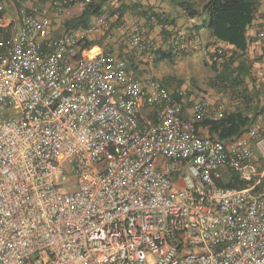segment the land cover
<instances>
[{
    "label": "built area",
    "instance_id": "2783aa9c",
    "mask_svg": "<svg viewBox=\"0 0 264 264\" xmlns=\"http://www.w3.org/2000/svg\"><path fill=\"white\" fill-rule=\"evenodd\" d=\"M75 1L0 32V264H264V111L234 139L201 135L196 119L222 107L55 34ZM129 36L151 59L185 47L136 23ZM227 174L244 186L218 184Z\"/></svg>",
    "mask_w": 264,
    "mask_h": 264
},
{
    "label": "trees",
    "instance_id": "16d2710c",
    "mask_svg": "<svg viewBox=\"0 0 264 264\" xmlns=\"http://www.w3.org/2000/svg\"><path fill=\"white\" fill-rule=\"evenodd\" d=\"M171 1L173 0H170L169 3ZM139 2L138 0L134 1L136 8L132 9L133 12H141L144 17L148 16L151 21L152 17L155 16L159 23L164 25L166 18L163 14L161 15V13L154 10V7L144 9ZM174 2L171 4L179 5L187 18L191 20L200 18L201 20L200 24L193 22L194 30L186 35V39L180 36L181 44H185V47L183 46L181 50L182 53L193 49L192 39H195L197 44H201V37L204 34H199L197 37L195 30L207 32L205 37L214 44L225 43L231 46V54L226 56L224 50L217 47L218 45L212 47V45L206 44L213 57L222 58L221 66L216 64L217 57L213 59L212 69L216 75L215 79L209 82V85L220 93L229 96L238 105L235 109L224 111L223 116L218 119L200 117L196 119L194 124L201 135H208L223 142L234 139L249 129L255 123L259 114L264 111V85H257L252 73L253 64L247 56L255 40L254 36L249 35V31L259 16L262 0H175ZM106 3L107 0H76L73 6L78 4L81 8L80 13H73L75 11L72 8L70 15H75L65 21V30L62 32L55 31V34L82 33L80 42L83 48L101 45V40L91 38L86 34V31L96 18L106 16L104 15ZM126 10L127 6L124 2L117 9L111 11L110 16L116 18L114 22L122 21ZM23 11L31 13L34 10L22 9L21 14ZM2 14L3 9L0 7V17H2ZM64 15L67 16V14ZM58 16L61 15L56 17ZM0 32L6 42L9 41L13 33L10 26L1 27ZM111 32L110 27L109 30L102 33V38L105 40ZM160 53L164 56L168 55L165 51H160ZM119 56L124 57L129 65L134 63L131 58L128 59L125 55L119 53ZM249 81H252V87H250ZM188 94L187 106L192 101L189 90ZM218 184L233 187L244 186V183L239 181L234 174H230V177L227 174L224 179L218 180Z\"/></svg>",
    "mask_w": 264,
    "mask_h": 264
},
{
    "label": "rangeland",
    "instance_id": "374dc122",
    "mask_svg": "<svg viewBox=\"0 0 264 264\" xmlns=\"http://www.w3.org/2000/svg\"><path fill=\"white\" fill-rule=\"evenodd\" d=\"M134 1L129 0H107L106 6L104 8L105 13L108 20L111 22V29L113 30V34H111V38L108 39L101 37L102 44L105 43V51L110 52L114 55H125L128 59L131 58L134 61V64L137 62L140 63L142 67V74L140 76L145 75H153L160 79L167 87L170 89H179L184 88L191 92V99H201L207 98L211 102L216 105L222 107L224 111H229L235 109L238 103L232 100L229 96L220 93L219 91L210 87L209 82L215 79V71L212 69V63L214 62L213 57L206 46L218 45L224 50L226 56L231 54V48L226 45L214 44L210 40H208L205 35L201 37V44H195L192 50L189 52H177L175 53L173 49L170 47H161L159 51L156 53L155 58L151 59L147 54L138 51L131 44V37L129 36V31L133 23L139 24L147 29V34L151 39L158 43L160 38H168L170 39L174 35L182 36V38L186 39V35L181 33L180 30H175L177 26V18L184 13L182 8L179 5L171 4L175 3L171 1L166 2V5L162 8L154 7V10L163 14L166 18L164 25L154 24L148 16H143L141 12H133L132 9H135L136 6ZM139 3L143 7H147L153 4L150 3V0H138ZM177 1V0H176ZM126 3L127 10L122 17V21H115L114 16H110V12L117 9L119 5L122 3ZM52 5V0H0V7L3 9L2 21L1 24L8 23V26L11 27L12 31L18 30L21 22V10L22 9H33L34 11H40L44 8H49ZM155 5V4H154ZM165 10V11H164ZM168 10H173L174 14L177 16L173 17L171 15H167ZM75 11V10H74ZM79 11H75L73 13L79 14ZM73 14V15H75ZM73 15L68 14L61 15L58 17H54V27L55 31H63L65 30V21L68 20ZM147 15V14H146ZM184 17L186 15L184 13ZM111 19V20H110ZM200 18L195 19V23L200 24ZM95 22V21H94ZM124 25V26H123ZM178 28V27H177ZM192 30L193 27H192ZM196 31L195 33L197 37L207 32ZM93 37V36H91ZM255 39L257 38V34L254 35ZM257 42V41H255ZM255 46L258 48L264 49V43H255ZM109 48V49H108ZM160 51H165L168 55L164 56ZM172 51V52H171ZM172 55V57H170ZM247 56L250 58V61L253 64V77L256 79L257 85H264V59L259 58V55L256 54V48L253 46L249 49ZM216 64L221 66L222 58L217 57ZM250 87H252V81H249ZM14 111H8V114H13ZM206 134V133H204ZM162 159L157 158L156 161ZM66 173L65 175L71 177L74 174V165L72 162L68 163L65 166ZM71 181V180H70Z\"/></svg>",
    "mask_w": 264,
    "mask_h": 264
},
{
    "label": "crops",
    "instance_id": "0c3cea01",
    "mask_svg": "<svg viewBox=\"0 0 264 264\" xmlns=\"http://www.w3.org/2000/svg\"><path fill=\"white\" fill-rule=\"evenodd\" d=\"M126 1V0H125ZM129 1H133V0H129ZM152 2V3H151ZM166 2H167V0H150V3L151 4H153V6L152 5H150L149 4V6H147V7H143L144 9H146V8H148V7H158V8H162L163 6H165L166 5ZM155 4V5H154ZM79 7L80 6H78V4H76V5H74L72 8L75 10V11H79ZM80 10H81V8H80ZM165 11V10H164ZM167 15L169 16V15H171L172 16V18L173 17H176L177 18V16L174 14V12H173V10H168L167 11ZM179 17V19L177 18V26L175 27L176 29L175 30H180V32L181 33H184V35L185 34H187V33H189L190 34V31H192V27H193V22L195 21V19H193V20H191V19H189V18H185L184 17V13L183 14H181V16H178ZM3 18V17H2ZM96 20V19H95ZM94 20V21H95ZM93 21V22H94ZM4 26H8V23L6 22V23H4L3 24ZM264 26V0H262V4H261V7H260V13H259V16L257 17V19L255 20V23H254V26L251 28V30L249 31V35H251V36H254V35H256L257 34V32H258V30L259 29H261L262 27ZM178 27V28H177ZM203 32V31H202ZM202 32H200V33H202ZM205 35V34H204ZM93 37H91V38H95V39H98V40H101V37H102V34L101 33H97V34H94V35H92ZM255 39V38H254ZM255 41H257V42H255ZM254 42L255 43H264V42H262V41H259L258 39H255L254 40ZM254 42L252 43V45H251V47L250 48H252L253 46L256 48V54H258L259 55V58H263L264 59V49H261V48H258V46H255L254 45ZM221 45H226V46H228L227 44H225V43H220ZM102 45V46H101ZM101 45H96V47H98L99 49H105V43L104 44H101ZM230 48H231V46H229ZM96 50H98V49H96ZM129 67H130V69L133 71V72H135V74H137V75H141L142 74V72H141V70H142V65L140 64V63H136V64H134V63H132V64H130L129 65Z\"/></svg>",
    "mask_w": 264,
    "mask_h": 264
}]
</instances>
